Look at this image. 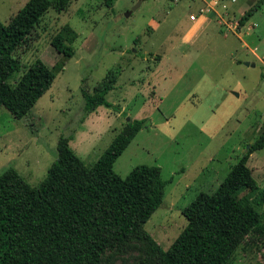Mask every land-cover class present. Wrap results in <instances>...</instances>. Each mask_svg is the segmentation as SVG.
<instances>
[{
  "label": "rangeland",
  "instance_id": "rangeland-1",
  "mask_svg": "<svg viewBox=\"0 0 264 264\" xmlns=\"http://www.w3.org/2000/svg\"><path fill=\"white\" fill-rule=\"evenodd\" d=\"M26 1L0 0V22ZM199 13L209 19L190 32L188 15ZM64 25L75 33L74 56L50 88L20 120L0 107V173L12 168L36 187L59 136H70L69 149L90 168L125 123L144 120L112 171L124 178L136 165L159 168L161 204L142 229L166 250L185 225L180 210L212 193L264 128V0H115L111 9L71 0L48 10L14 52L15 79L34 60L48 68L59 60L50 41ZM110 69L118 76L109 107L83 114L81 91L91 93ZM246 164L264 190V146ZM258 212L263 231L245 236L227 264H264V204Z\"/></svg>",
  "mask_w": 264,
  "mask_h": 264
},
{
  "label": "trees",
  "instance_id": "trees-1",
  "mask_svg": "<svg viewBox=\"0 0 264 264\" xmlns=\"http://www.w3.org/2000/svg\"><path fill=\"white\" fill-rule=\"evenodd\" d=\"M70 1L27 0L0 22V107L16 120L29 113L74 56L75 33L62 26L50 41L59 60L50 68L34 60L17 79L14 52L48 10L60 13ZM102 1L111 9L115 0ZM117 76L116 69L107 70L91 93L81 91L83 114L109 107L105 95ZM143 122L125 123L90 168L69 149L70 136H59L56 157L36 187L12 168L0 173V264H227L245 236L263 231L258 208L264 190L246 163L263 148L264 128L212 193H198L180 210L185 225L162 250L142 229L161 204L166 182L159 168L136 165L124 178L112 171Z\"/></svg>",
  "mask_w": 264,
  "mask_h": 264
},
{
  "label": "crops",
  "instance_id": "crops-1",
  "mask_svg": "<svg viewBox=\"0 0 264 264\" xmlns=\"http://www.w3.org/2000/svg\"><path fill=\"white\" fill-rule=\"evenodd\" d=\"M212 5H213V7L212 6L211 7H212V10L214 11V14H215L212 17V19H214L216 21V23H219V21H217L218 18H215L216 16L219 17L217 10H214V7L216 5V2L214 1L212 3ZM208 19L209 18L207 16V14H203V15L201 14V15L197 16V19L195 21H189L188 20L189 22H191V24L189 26V31L192 32L196 28L197 25H199L202 21H207ZM188 38H189L188 35H186L184 39L187 40Z\"/></svg>",
  "mask_w": 264,
  "mask_h": 264
},
{
  "label": "built area",
  "instance_id": "built-area-1",
  "mask_svg": "<svg viewBox=\"0 0 264 264\" xmlns=\"http://www.w3.org/2000/svg\"><path fill=\"white\" fill-rule=\"evenodd\" d=\"M222 7H224V6H222ZM199 14H201V13H199ZM188 20L189 21H195L196 20V17L193 16V15H190V16H188Z\"/></svg>",
  "mask_w": 264,
  "mask_h": 264
},
{
  "label": "water",
  "instance_id": "water-1",
  "mask_svg": "<svg viewBox=\"0 0 264 264\" xmlns=\"http://www.w3.org/2000/svg\"><path fill=\"white\" fill-rule=\"evenodd\" d=\"M135 8V6L131 9V10H133ZM129 13H127L126 15H128ZM244 65L245 66H247V63H244ZM250 66H253V64H251ZM126 121H127V119H126ZM249 148V146H246V148L245 149H248ZM244 154V153H243Z\"/></svg>",
  "mask_w": 264,
  "mask_h": 264
}]
</instances>
